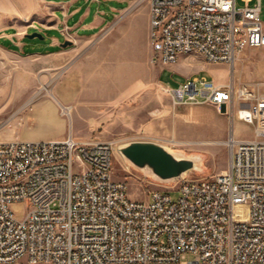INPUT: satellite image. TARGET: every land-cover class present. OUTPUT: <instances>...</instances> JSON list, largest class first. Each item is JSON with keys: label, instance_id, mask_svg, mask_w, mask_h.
<instances>
[{"label": "built area", "instance_id": "1", "mask_svg": "<svg viewBox=\"0 0 264 264\" xmlns=\"http://www.w3.org/2000/svg\"><path fill=\"white\" fill-rule=\"evenodd\" d=\"M243 1L149 0L153 61L195 49L234 63L264 46L261 0ZM161 88L175 106L230 108L253 137L231 133L226 170L177 180L167 188L177 200L153 189L150 201L114 176L109 141L0 140V264H264V81L195 75Z\"/></svg>", "mask_w": 264, "mask_h": 264}, {"label": "rangeland", "instance_id": "2", "mask_svg": "<svg viewBox=\"0 0 264 264\" xmlns=\"http://www.w3.org/2000/svg\"><path fill=\"white\" fill-rule=\"evenodd\" d=\"M78 2L82 11L70 23L84 13L86 22L103 19L101 27L82 30L94 34L86 41L50 47L43 38L26 37L24 50L0 40V140H12L14 129L28 128L42 140L71 132L80 140L109 141L114 146V176L127 182L130 198L143 201L151 200L153 189H165L177 200L180 190L167 189L177 180L160 182L136 169L119 153L122 144L152 141L180 155H199L203 171H191L186 177L226 170L228 136L251 138L253 126L226 106H175L161 84L176 87L195 75L218 83L264 81V46L247 48L234 63H211L194 55H183L174 64L154 62L149 0ZM261 3L264 21V0ZM50 9L38 0H0V39L7 32L19 40L38 27L54 25L53 18L45 17ZM42 33L46 40L53 35L65 41L59 30ZM63 106L69 113H62ZM16 214L21 217L23 212Z\"/></svg>", "mask_w": 264, "mask_h": 264}, {"label": "water", "instance_id": "3", "mask_svg": "<svg viewBox=\"0 0 264 264\" xmlns=\"http://www.w3.org/2000/svg\"><path fill=\"white\" fill-rule=\"evenodd\" d=\"M28 38H44L40 31L27 33ZM73 44L65 39L61 46ZM119 153L133 167L160 182L171 183L183 179L191 171H203L199 155L184 156L166 145L152 141H132L118 147Z\"/></svg>", "mask_w": 264, "mask_h": 264}, {"label": "crops", "instance_id": "4", "mask_svg": "<svg viewBox=\"0 0 264 264\" xmlns=\"http://www.w3.org/2000/svg\"><path fill=\"white\" fill-rule=\"evenodd\" d=\"M40 4L50 7L51 9L45 14L46 16H50L54 19V25L51 26H43L38 27V31L42 33L43 30L55 29L59 30L60 34L63 36L64 39H70L72 41H86L89 39L90 36L94 34H84L82 30L92 29L96 26H102L103 19H94L92 21L86 22V14H82L79 18L75 19L73 23H70V20L76 17V15L82 11L80 6L78 5V0H38ZM50 13V14H49ZM66 31V32H65ZM43 34V33H42ZM25 37L20 38L19 40H15L12 34L4 33L0 40H4L11 44V46H19L21 45L23 49H26L28 45L25 42ZM46 36L44 35L45 41L43 42L44 45L50 47H58L62 43L60 39L56 36L50 35V37L46 40ZM37 45V44H36ZM56 48L55 50H57ZM53 50V51H55ZM49 51V52H53ZM36 52V51H33ZM41 53V52H40ZM44 53V52H42ZM220 83H224L225 81H219ZM51 110L55 113H58L57 107L53 103H49ZM36 131H31L28 128L20 130L19 128L14 129L11 132L10 138L12 139H23V140H42L37 137ZM65 134H58L52 137H47L44 140L49 139H61L64 138Z\"/></svg>", "mask_w": 264, "mask_h": 264}, {"label": "bare ground", "instance_id": "5", "mask_svg": "<svg viewBox=\"0 0 264 264\" xmlns=\"http://www.w3.org/2000/svg\"><path fill=\"white\" fill-rule=\"evenodd\" d=\"M185 55H194L195 56V49H187V50H185Z\"/></svg>", "mask_w": 264, "mask_h": 264}]
</instances>
